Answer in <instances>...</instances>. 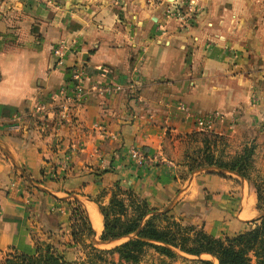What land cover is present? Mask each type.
Returning <instances> with one entry per match:
<instances>
[{"label":"crops","instance_id":"0c3cea01","mask_svg":"<svg viewBox=\"0 0 264 264\" xmlns=\"http://www.w3.org/2000/svg\"><path fill=\"white\" fill-rule=\"evenodd\" d=\"M187 2L197 10L181 20L166 15L177 0H0V251L35 253L47 232L66 230L77 197L96 234L99 205L118 190L158 206L177 197L179 213L204 215L215 237L245 230L257 212L250 179L180 174L208 152L232 158L252 147L254 166L264 160V0ZM70 39L86 92L56 125L51 94L76 56L55 66L53 47ZM104 82L124 90H91ZM206 113L209 129L194 122Z\"/></svg>","mask_w":264,"mask_h":264},{"label":"trees","instance_id":"16d2710c","mask_svg":"<svg viewBox=\"0 0 264 264\" xmlns=\"http://www.w3.org/2000/svg\"><path fill=\"white\" fill-rule=\"evenodd\" d=\"M252 147H245L242 152L233 156L229 161L214 159L213 155L205 153L204 158L197 161L194 167L222 168L236 172L249 178ZM193 167V166H192ZM191 167V168H192ZM257 209L264 210V178L255 182ZM127 196V197H125ZM103 220L100 239L104 242L122 240L111 248H98L93 243L85 247L84 255L70 259L65 254L54 250L53 246L44 244L37 247L35 253L27 254L14 251L4 260L5 264H125L138 261L146 246L154 247L158 252L174 256L177 250L192 255L209 254L217 260V264H264V213L251 220L253 226L239 231L231 236L215 237L202 229L182 226L178 222H169L164 226L156 223L160 214L147 202L134 196L131 191L120 190L112 193L105 205H99ZM73 223L70 237L75 243L76 223L82 221L78 235L91 237L93 228L82 209L75 206L72 210ZM165 215V213H162ZM78 221V222H77ZM80 226V225H79ZM117 254V259H114ZM205 264L210 261L204 260Z\"/></svg>","mask_w":264,"mask_h":264},{"label":"rangeland","instance_id":"374dc122","mask_svg":"<svg viewBox=\"0 0 264 264\" xmlns=\"http://www.w3.org/2000/svg\"><path fill=\"white\" fill-rule=\"evenodd\" d=\"M164 1L168 4L170 2H172V0H164ZM177 1H178V3L173 5L174 7L169 6L165 9L167 16H169V17L175 16L176 17V15H173L171 13L174 9L176 11L179 10L181 12V15H183V14L185 15L189 11H196L197 10V7L194 6L193 5L194 3H192V2H187V5H186L187 0H177ZM169 5H171V4H169ZM181 20H183V18ZM185 27H186V25L183 24V22L181 21L179 28L184 29ZM230 159L231 158L221 157L220 160L229 161ZM196 162H197V158L195 159V162L192 163V165L195 164ZM250 164L251 165L248 168L249 178L252 181L253 186L255 187V185H254L255 182H260L261 179L264 178V160H261L258 164H256L254 166L253 158L251 156ZM194 166H196V165H193L192 168L189 166H185V168H183V170H181L182 173L180 174V179L185 180L189 176V174L196 172L198 170H202V172L206 175H218V176L228 177V176H231V174H234V175L240 176L236 172H232V171L225 170L222 168H217L215 166H211V167L207 166L204 168L194 167ZM203 189L208 190V187L205 186V187H203ZM200 192H202V191H200ZM133 193H134V196H136L139 199L144 200L145 202H147V204L150 207L154 208L155 213L160 214V217H158V219L156 220V223L159 226H164L166 223L174 221V222L180 223L182 226H187V227L190 226V227H193L197 230L202 229L203 231H205L203 229V227L207 223V220H208L207 217H204V215L201 214L198 216L200 221L197 222L195 220V216L188 214V213L187 214H182V212L179 213V211L177 210L178 209L177 203H179V201L177 200V197L171 198V201H170L171 203H168L165 206H158V205L151 203L147 199L139 196L137 193H135V192H133ZM125 197H127V196H125ZM197 199L200 200L201 198L199 197ZM80 200L78 199V197L71 200L72 204L70 205V214L72 213V210H73V208H75V206H78L80 209L83 210V208L79 204ZM176 207H177V209H176ZM255 208L257 210L256 215L254 217L245 219L246 221H245V223H243V227L245 228V230H248L253 226L254 223H251V220L258 218L259 216H261L264 213V210L257 209V198L255 201ZM84 213H85V211H84ZM162 213H165V215ZM71 215H70V219H69V222L66 226L67 228L65 231H54V232L49 231V232H47V234H46L47 238L41 240L42 243L37 244L36 248L37 247L43 248L44 244H49V245L53 246L55 251L65 254V256H67L70 259H74V258L81 257L84 255L85 247L89 243H93L98 248H111V247H114L115 245L122 242V240H114L112 242H108V244H103V243H95L93 241V238H95V240H100V235H101V232L103 229V220L101 221L102 222V229L100 228V230L95 234V236H93L94 234H92L91 237H87V234L83 235V236L78 235L81 228H83V225H82V221H79V223H76V226L74 227V230H77V235L75 237L76 238L75 243L71 242L72 241V238L70 237L71 225L73 223H75V222H73ZM211 217H213L215 219H223L225 221L229 219V216H227L226 214L221 215L220 213H216L215 215H213ZM97 226H98V224H97ZM233 234L234 233H230V232L229 233H222V235H220L219 237H224L226 235L231 236ZM176 251H177L176 255L169 256V255H165V254L158 252L152 246H146V247H144V250L141 253L137 262H135V263L128 262L125 264H205L204 260L210 261V264H217V260H213L212 256H208L205 254L192 255V254H188V253H185V252L177 250V249H176ZM12 253H14V251H11L9 249L1 250L0 251V264H5L4 260L8 257L9 254H12ZM114 259L115 260L117 259V254H114Z\"/></svg>","mask_w":264,"mask_h":264},{"label":"built area","instance_id":"2783aa9c","mask_svg":"<svg viewBox=\"0 0 264 264\" xmlns=\"http://www.w3.org/2000/svg\"><path fill=\"white\" fill-rule=\"evenodd\" d=\"M171 13L176 15L179 19H182L183 15H181L179 10L176 11L174 9ZM53 53L55 55V66H62L67 54H73L76 56L73 65L70 67V78L68 83L51 94V98L56 102L55 104L57 108L58 120H56V125H60L63 122L71 121L72 107L75 102L82 98L86 90L82 85L83 67L80 64V59L77 58L79 49L76 41L70 39L57 42L53 47ZM91 90L100 96H110L123 91L124 87L119 83L104 82L102 84L93 85ZM179 108L187 114L189 113L183 104H180ZM42 109L43 107L39 105L37 110L41 118L40 123L46 127L49 125L48 116L46 113L42 112ZM212 118V115L208 113L195 114L194 122L199 127L209 129L212 124ZM130 155L138 164H143L145 162V157L139 149H132Z\"/></svg>","mask_w":264,"mask_h":264},{"label":"bare ground","instance_id":"6f19581e","mask_svg":"<svg viewBox=\"0 0 264 264\" xmlns=\"http://www.w3.org/2000/svg\"><path fill=\"white\" fill-rule=\"evenodd\" d=\"M84 206H85L86 211H87V213L89 214V216H90V218L92 220V223L95 224L96 223L95 219H96V217L98 215L97 212L95 211V209H93V207L89 203H85ZM100 217H101V215H100Z\"/></svg>","mask_w":264,"mask_h":264},{"label":"water","instance_id":"95a60500","mask_svg":"<svg viewBox=\"0 0 264 264\" xmlns=\"http://www.w3.org/2000/svg\"><path fill=\"white\" fill-rule=\"evenodd\" d=\"M95 234V233H94ZM95 236V235H94ZM93 241L95 242V243H104V241H102L101 239L100 240H95V238H93Z\"/></svg>","mask_w":264,"mask_h":264}]
</instances>
